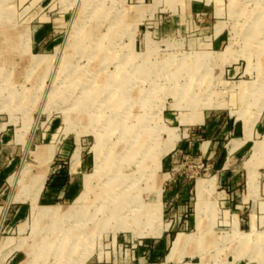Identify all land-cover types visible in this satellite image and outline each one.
<instances>
[{
  "label": "rangeland",
  "instance_id": "obj_1",
  "mask_svg": "<svg viewBox=\"0 0 264 264\" xmlns=\"http://www.w3.org/2000/svg\"><path fill=\"white\" fill-rule=\"evenodd\" d=\"M263 44L264 0H0V264H264Z\"/></svg>",
  "mask_w": 264,
  "mask_h": 264
},
{
  "label": "crops",
  "instance_id": "obj_2",
  "mask_svg": "<svg viewBox=\"0 0 264 264\" xmlns=\"http://www.w3.org/2000/svg\"><path fill=\"white\" fill-rule=\"evenodd\" d=\"M216 120H215L214 115L211 113H206V114L203 113V114L198 115L197 118L190 120L191 123H190V125L187 126V127H189L188 130L189 129L194 130V131L199 130V134L203 137V139H205L201 145L196 146L197 152L201 151L202 153H204L207 151L208 146L210 145V143L212 142V140L214 138L213 135H216L212 131V128L214 127L213 125H214ZM240 134L241 135L238 138L232 139L231 143H230L231 153L235 154L236 156H238V154L243 150V146L249 142V140L247 139L248 138L247 134L246 133L244 134L243 130L241 131ZM245 175H252V173L246 172ZM3 177L4 176H2V174H0V185L3 182ZM58 178L59 177H55L52 179L53 185L60 183V180ZM54 191H55V189H54ZM47 192H50V191L47 190L46 194H47ZM51 192H50V194H52ZM50 194L48 193V196H51ZM45 196H47V195H45ZM19 213H20V211H19ZM138 264H146V263L144 260L139 259Z\"/></svg>",
  "mask_w": 264,
  "mask_h": 264
},
{
  "label": "bare ground",
  "instance_id": "obj_3",
  "mask_svg": "<svg viewBox=\"0 0 264 264\" xmlns=\"http://www.w3.org/2000/svg\"><path fill=\"white\" fill-rule=\"evenodd\" d=\"M264 45V44H263ZM263 50V49H262ZM252 89H253V87H252ZM263 89V92H264V87L262 88ZM261 93V91H258V89H253V94H260ZM170 141H171V143L173 144V143H175V140H176V138L172 135V137H170V139H169ZM168 143V142H167ZM167 146V145H166ZM166 146H164V147H166ZM173 146V145H172ZM260 146V145H259ZM258 146V147H259ZM257 147V150H259L260 148H258ZM169 150H170V148H169ZM162 153V151H160V153L159 152H157L156 154H155V158H156V161L158 160V157H159V155ZM44 158V157H43ZM42 159V158H41ZM137 162V161H136ZM158 162V161H157ZM40 163V162H39ZM156 168H157V165H156ZM97 170V169H96ZM251 173V172H250ZM25 174H27V169H22L21 170V172H20V178H18L19 179V181H17V183L18 184H23V186H24V180H25V177H26V175ZM43 174V173H42ZM94 176H96L95 174L94 175H91V176H88L87 178H86V182H85V193L86 192H88L89 191V189L92 187V180L91 179H93V177ZM251 176V175H250ZM17 178V177H16ZM43 179H44V174L42 175V179H41V181H40V187H41V184H43L42 182H43ZM34 180V179H33ZM254 180V179H253ZM251 181V180H250ZM252 182V181H251ZM206 184V183H205ZM31 186H33V185H31ZM211 187V186H210ZM252 187V186H251ZM24 188V187H23ZM205 189V185H203V184H199V186H198V191H197V194L198 195H201L202 194V191ZM111 191V190H110ZM206 191H204V193H205ZM207 193V192H206ZM36 195H37V193H36ZM109 196H111V195H109ZM34 197V196H33ZM38 197V196H37ZM31 198V197H30ZM200 198V197H199ZM33 199H35V198H33ZM115 200V199H114ZM114 200H112V201H110V203H109V205L112 207V209H115V211H113V213H112V215H111V217H108L109 219H112V217L114 216V217H116V218H119V216H121V215H119V213L116 211V206L114 205L115 204V201ZM128 200V198H125V200L123 201V203L124 202H126ZM16 201V200H15ZM128 202H130V201H128ZM32 203H34V201H32ZM122 203V204H123ZM202 202L200 203L199 202V204H198V210H199V212L201 211V209H202ZM91 209H93V207L91 208ZM98 209V208H97ZM96 208L95 209H93V212L95 211V212H98V210H97ZM101 212V211H100ZM90 214V212H88V213H86V212H84V221H85V219H87V221L88 220H90V218H93V217H91L92 215H89ZM134 216H132V218H133ZM150 217H151V213H150ZM133 222L135 221L136 223H139L140 224V217H139V215H136L133 219ZM199 220H200V218H199ZM184 243H182L181 242V239L180 238H178L177 240H176V242L173 244V251H172V256L174 255V253H175V251H176V249H178L180 246H182ZM73 245V244H72ZM53 247V246H52ZM67 247H69V246H67ZM69 248H71V246L69 247ZM66 249V248H65ZM68 249V248H67ZM66 252V251H65ZM69 252V251H68ZM67 252V253H68ZM67 255H69V254H67ZM171 259V258H170ZM26 263V262H25ZM24 262L23 263H21V264H25ZM66 263V262H65Z\"/></svg>",
  "mask_w": 264,
  "mask_h": 264
}]
</instances>
